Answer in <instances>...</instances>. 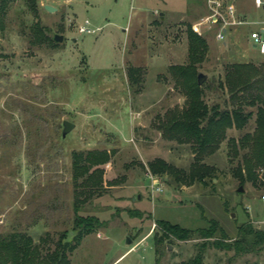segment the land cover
<instances>
[{
	"label": "rangeland",
	"instance_id": "obj_1",
	"mask_svg": "<svg viewBox=\"0 0 264 264\" xmlns=\"http://www.w3.org/2000/svg\"><path fill=\"white\" fill-rule=\"evenodd\" d=\"M219 1L220 11L232 5L245 22L229 25L219 14L213 22L209 0L9 3L0 29L1 233L25 231L51 247L62 231L71 235L73 201L83 195L76 192L81 187L72 176L71 154L104 150L107 161L97 165L102 182L78 202L79 214H94L103 225L81 238L69 255L72 264H167L189 258L206 241L201 264H264V246L244 253L214 246L218 230L208 238L174 239L166 250L163 241L155 260L157 218L186 228L205 227L212 218L229 238L244 222L264 230L263 170L240 183L231 171L239 157L230 159L227 139L204 158L215 167L204 184L157 174L162 190L155 192L146 176L147 161L155 157L183 169L192 160L188 144L163 138L154 125L157 116L183 104L169 70L189 62L188 28L207 44L194 64L206 76L207 103L228 101L217 84L226 63H264L249 39L264 5ZM44 3L56 8L49 12ZM84 20L89 31L80 32ZM222 25L227 30L219 37ZM55 33L62 39L54 40ZM130 67H137L134 84ZM64 119L73 126L62 136ZM253 120L254 114L226 136L250 132Z\"/></svg>",
	"mask_w": 264,
	"mask_h": 264
},
{
	"label": "trees",
	"instance_id": "obj_2",
	"mask_svg": "<svg viewBox=\"0 0 264 264\" xmlns=\"http://www.w3.org/2000/svg\"><path fill=\"white\" fill-rule=\"evenodd\" d=\"M13 0H0V29L9 3ZM188 60L184 65H171L170 74L174 84L181 88L185 98L180 107H172L157 116L154 125L161 136L180 144H188L192 156L187 169L176 166L162 157L147 161V168L153 174H167L176 183L191 184L195 181L204 184L206 177L214 175L215 167L204 161L214 153L220 143L227 139V154L236 160L231 169L239 182L254 181L256 168L263 170L264 177V63L232 62L226 63L217 80L218 86L227 92L228 101L207 103L203 97V88L207 84L197 83V72L194 64L204 54L207 44L202 36L192 29H187ZM137 67L129 68L131 82L137 78ZM254 114L253 129L237 137L226 136L230 128L241 129ZM242 150V151H241ZM241 151V152H240ZM108 152L104 150L75 151L71 154L72 176L82 193L73 201L74 217L71 235L62 231L54 241L53 247L46 244L43 238L34 240L30 233L20 230L0 232V264H72L70 253L80 243L81 238L97 230L103 222L96 215L78 213V202L92 195L101 184V169L97 166L107 161ZM79 178V180H78ZM205 227L186 228L178 223L165 219H155L158 229L153 234L155 260L162 254L159 246L163 241L164 249L174 239L189 240L193 236L211 237L215 230L219 238L211 243L219 248L231 249L235 253L254 252L264 246V230L252 226L250 222L237 225L233 238L226 233L212 218ZM207 241L197 244L193 255L167 264H201L203 250Z\"/></svg>",
	"mask_w": 264,
	"mask_h": 264
},
{
	"label": "built area",
	"instance_id": "obj_3",
	"mask_svg": "<svg viewBox=\"0 0 264 264\" xmlns=\"http://www.w3.org/2000/svg\"><path fill=\"white\" fill-rule=\"evenodd\" d=\"M253 4L257 7H263L264 0H252ZM209 9L212 11L210 18L213 22L217 19V15L219 14L226 24H241L244 23L243 19L238 16V13L234 10L233 6H228L224 11H220L221 3L219 0H209ZM88 20H84L83 24H79L78 31L87 32L89 28L86 27ZM253 28L249 32V39L252 46L256 49V51L264 55V17L258 21L253 22ZM227 28L222 25L220 30L217 32V36L221 37L223 33H225ZM147 169V168H146ZM146 176L148 179V185L152 191H160L162 190L159 182L157 174H153L149 169L146 170ZM261 199H264V194L261 195Z\"/></svg>",
	"mask_w": 264,
	"mask_h": 264
},
{
	"label": "water",
	"instance_id": "obj_4",
	"mask_svg": "<svg viewBox=\"0 0 264 264\" xmlns=\"http://www.w3.org/2000/svg\"><path fill=\"white\" fill-rule=\"evenodd\" d=\"M43 8L45 9V10H47V11H49V12H51V11H54V9L56 8L55 6H52V5H50V4H48V3H44L43 4ZM53 39L54 40H61L62 39V35L61 34H58V33H55V35L53 36ZM196 76H197V83L200 85L201 84V82L206 78V76H205V74L204 73H202V72H197V74H196ZM73 126V123L72 122H70V121H68V120H66V119H64V120H62V130H61V135L63 136V135H65L66 134V132H68L70 129H71V127ZM239 188V190H241L242 189V187H240V186H238ZM126 239V242H128V239H127V237L125 238ZM171 247V245H167V249H169Z\"/></svg>",
	"mask_w": 264,
	"mask_h": 264
}]
</instances>
